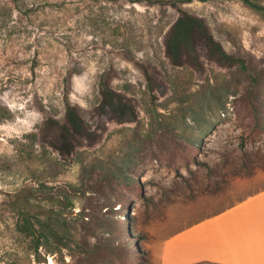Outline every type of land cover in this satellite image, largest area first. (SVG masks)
<instances>
[{
    "label": "rangeland",
    "instance_id": "obj_1",
    "mask_svg": "<svg viewBox=\"0 0 264 264\" xmlns=\"http://www.w3.org/2000/svg\"><path fill=\"white\" fill-rule=\"evenodd\" d=\"M187 16L203 26L191 21L171 49ZM90 169L101 187L76 192ZM263 186L260 12L240 0H0V264H131L129 252L161 264L169 235ZM19 191L56 233L39 248L16 228Z\"/></svg>",
    "mask_w": 264,
    "mask_h": 264
},
{
    "label": "crops",
    "instance_id": "obj_2",
    "mask_svg": "<svg viewBox=\"0 0 264 264\" xmlns=\"http://www.w3.org/2000/svg\"><path fill=\"white\" fill-rule=\"evenodd\" d=\"M264 264V186L169 235L161 264Z\"/></svg>",
    "mask_w": 264,
    "mask_h": 264
},
{
    "label": "trees",
    "instance_id": "obj_3",
    "mask_svg": "<svg viewBox=\"0 0 264 264\" xmlns=\"http://www.w3.org/2000/svg\"><path fill=\"white\" fill-rule=\"evenodd\" d=\"M187 1L191 2L193 0H187ZM202 1H206V0H202ZM240 1L246 4L247 6L253 8L254 10L260 12L261 15H263L264 17V5L263 4H261L257 0H240ZM159 2H162V1H159ZM191 21L192 23L198 22L200 27L203 26L201 20L195 19L192 16H187L186 19L179 20L177 23H175V25L172 28L173 32H172L171 39H170V44L172 46L171 49H175L179 45V43L183 42L185 38L188 37L187 35H185V31L187 32L193 31V29L190 26ZM213 42L215 43L216 47L220 51L224 52L220 43L215 42L214 40ZM101 85L104 90L103 91V97H104L103 106L105 108H109L112 111L118 113L116 104L112 101V97H109L113 95L114 93L113 89L108 87L104 81L101 82ZM69 108L70 107H68V109ZM126 161H128V159ZM128 163L129 162L122 163L121 165H119V167L116 170L110 169L109 174L106 173L107 176L105 175L104 183L106 182V184H108V187L112 188L113 181L115 179L122 178V176L126 175L127 171L130 170ZM93 170L94 169L89 170L90 171L89 178L86 177L88 176V174L87 175L85 174L83 176L80 182L81 187H76L74 189L76 192L86 193L88 191H93L101 187V182L99 181V177H98L99 175L98 173H95V171ZM19 194H20V191L19 193H17L18 197L17 196L15 197V204H13V208L16 211L17 217H18L17 222H16V228L18 229V231L25 233L28 236H32L33 240L36 242V248H39L45 242V240L49 239L51 236L55 237L56 233L51 226L50 220L42 219L40 217L41 214L39 213V211L32 210V205H30V200H31L30 197H28L27 195H26L27 197H19ZM46 198L51 199L52 197L48 196ZM134 256L136 255L129 252L131 264H132V261L134 260L133 259ZM140 260L146 261L144 258H141V257H140ZM133 264H138V263H135L133 261ZM197 264H213V263L201 262Z\"/></svg>",
    "mask_w": 264,
    "mask_h": 264
}]
</instances>
